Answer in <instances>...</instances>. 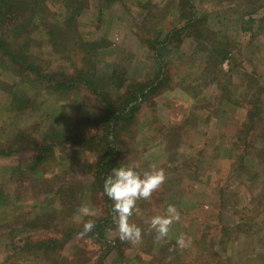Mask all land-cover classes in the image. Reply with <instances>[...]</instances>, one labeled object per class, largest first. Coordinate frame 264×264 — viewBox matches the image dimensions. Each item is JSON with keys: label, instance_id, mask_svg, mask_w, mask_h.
<instances>
[{"label": "rangeland", "instance_id": "rangeland-1", "mask_svg": "<svg viewBox=\"0 0 264 264\" xmlns=\"http://www.w3.org/2000/svg\"><path fill=\"white\" fill-rule=\"evenodd\" d=\"M62 1L43 0L49 13H34L31 56L71 76L90 44L103 43L95 63L99 76L114 72L113 89L123 83L116 98L129 85L161 82L118 147L121 163L162 168L166 181L137 201L130 222L144 233L139 246L121 242L113 222L77 238L87 220L112 217L113 201L97 176L101 152L62 135L101 137L105 105L88 90L55 94L22 80L3 70L0 54V264H264V0H78L65 41L44 27L48 16L63 18ZM24 27L11 25L7 37L22 42ZM51 136L64 143L53 147ZM82 204L96 215L81 217ZM169 205L180 219L157 242L146 221ZM181 236L191 238L183 250ZM52 241L58 247L41 246Z\"/></svg>", "mask_w": 264, "mask_h": 264}, {"label": "trees", "instance_id": "trees-1", "mask_svg": "<svg viewBox=\"0 0 264 264\" xmlns=\"http://www.w3.org/2000/svg\"><path fill=\"white\" fill-rule=\"evenodd\" d=\"M31 2L32 0H0V54L3 58L2 64H0L4 66L3 70L13 67L15 74L22 78V80H28L32 83L33 81H37L40 83L39 86L50 90L51 93L71 95L78 91L88 90L105 105V118L97 126V131L101 133V137L97 136L96 133V137H91L89 140H81L80 136H75L74 138V134L65 133L62 135L65 143H58L57 140L60 141V138L51 136V141L55 142L53 147L61 143H69L73 147L92 148L101 152L96 170L97 176L104 181L114 167H119L121 164L126 166L121 163L119 156L118 139L120 131L124 127H128L137 116L141 105V98H148V95L157 92L161 87L158 86L161 82L152 85L150 88L138 85L134 92L131 91L133 87L129 85L127 86V91L129 90L130 92H119L120 97L116 98L113 92L120 89L123 83H115V88L113 89L111 81H114V72L110 76H99L95 63L98 51L103 48V43L90 44L91 48L87 49L86 54L82 57L80 66L75 69L74 74L71 76L54 70L51 72L45 71L43 65L35 61L37 56L35 54L31 56L29 48H32L33 43H36V38L31 35L38 30V27H36L37 23L34 20V15L36 14L34 13L43 17L47 12L49 13V9L43 4V0ZM61 2L63 1L61 0ZM77 2L78 0H74L76 6H69L68 1L65 0L64 8H62L63 18L60 22L54 20L53 18L55 17H47L44 27L47 29L48 34L61 33L63 34V41H65L67 36H70L74 32V26L79 16L78 13H80L82 8L80 6L81 3H78V6ZM192 18L194 17L192 16ZM23 22L27 23L25 27L22 26ZM198 23L191 19L188 27L195 29ZM13 24H17L20 30H22V27H24L23 30H31V32L26 31L29 35L28 38L24 36L25 40L21 42L20 37H7L8 28ZM179 30L181 31V29ZM179 34L178 30H174L167 37V44L171 43V40L175 39ZM155 49L159 52V47L155 46ZM217 55L221 56L223 62L230 56L227 51L221 54L217 53ZM0 155L6 154L0 151ZM112 222V217H109L97 222L94 228L106 227L109 224L111 225ZM118 243L114 250L120 253L122 249ZM46 245H49L51 248L58 247L56 241L43 243L41 246L46 247ZM210 261H213V259H210ZM206 263L208 262L203 264ZM99 264H104L103 260Z\"/></svg>", "mask_w": 264, "mask_h": 264}, {"label": "clouds", "instance_id": "clouds-1", "mask_svg": "<svg viewBox=\"0 0 264 264\" xmlns=\"http://www.w3.org/2000/svg\"><path fill=\"white\" fill-rule=\"evenodd\" d=\"M139 164L114 167L103 183V193L111 201L112 220L115 225V235L121 242H127L136 247L142 243L143 231L135 223L130 222L136 209L137 201L150 200L152 194L166 181V175L162 168L151 166L150 170L138 171ZM81 217L95 216V210L87 204H82L78 209ZM180 219L176 207L169 205L164 215H154L146 221L149 232H155V240L163 241L168 237L171 226ZM95 227V221L87 220L83 224V230L77 233V238H82L91 233ZM190 237L181 236L176 241V246L181 250L189 247ZM170 250H174L170 249Z\"/></svg>", "mask_w": 264, "mask_h": 264}]
</instances>
